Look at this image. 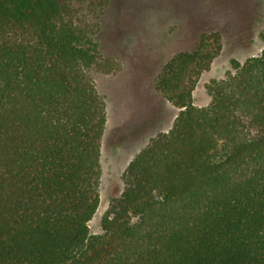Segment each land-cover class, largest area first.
I'll return each mask as SVG.
<instances>
[{
  "label": "trees",
  "instance_id": "obj_1",
  "mask_svg": "<svg viewBox=\"0 0 264 264\" xmlns=\"http://www.w3.org/2000/svg\"><path fill=\"white\" fill-rule=\"evenodd\" d=\"M81 9L0 0V264H264V48L208 82L206 106L193 92L219 31L162 66L156 88L178 113L94 234L107 124L95 73L120 65Z\"/></svg>",
  "mask_w": 264,
  "mask_h": 264
},
{
  "label": "rangeland",
  "instance_id": "obj_2",
  "mask_svg": "<svg viewBox=\"0 0 264 264\" xmlns=\"http://www.w3.org/2000/svg\"><path fill=\"white\" fill-rule=\"evenodd\" d=\"M60 1L82 7L102 53L120 65L113 73H95L107 102L100 204L89 222L91 233L99 234L111 200L123 191L129 162L153 136L170 129L178 113L156 88L162 66L195 48L202 33L219 31L222 50L193 92L196 105H208L207 83L224 78L234 59L244 62L263 50L264 0H110L97 12L84 0Z\"/></svg>",
  "mask_w": 264,
  "mask_h": 264
}]
</instances>
